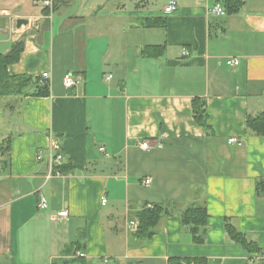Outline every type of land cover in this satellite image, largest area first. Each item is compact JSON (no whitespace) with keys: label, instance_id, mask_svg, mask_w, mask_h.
<instances>
[{"label":"crops","instance_id":"0c3cea01","mask_svg":"<svg viewBox=\"0 0 264 264\" xmlns=\"http://www.w3.org/2000/svg\"><path fill=\"white\" fill-rule=\"evenodd\" d=\"M168 1L55 0L49 14L0 0V54L21 43L8 75L46 77L0 94V264H252L264 253V134L247 129L264 115V0L225 15L211 11L217 0L166 13ZM68 73L81 84L65 86ZM56 144L62 164L50 169ZM155 204L167 211L138 238L136 214ZM190 205L208 215L202 243L181 224Z\"/></svg>","mask_w":264,"mask_h":264},{"label":"trees","instance_id":"16d2710c","mask_svg":"<svg viewBox=\"0 0 264 264\" xmlns=\"http://www.w3.org/2000/svg\"><path fill=\"white\" fill-rule=\"evenodd\" d=\"M225 11V14H233L240 10L243 5V0H217ZM47 12V10H45ZM21 51V43L13 44L11 49L6 54H0V94L8 93H23V89L30 85L31 83H37L38 81H43L42 78H32L25 75L9 76L6 71V66L8 63L16 61L18 59L19 53ZM48 93V85L46 83L42 86H38L33 94L35 95H45ZM193 114L197 123L207 126V113L205 108V102L198 98L193 99ZM247 129L256 133L264 134V115H256L247 118ZM2 145H0V148ZM7 148V146L5 147ZM3 148V149H5ZM54 155L62 154L60 145L56 144L53 147ZM1 151V150H0ZM63 155V154H62ZM62 164V162H61ZM64 164V163H63ZM60 164L57 165V167ZM65 166V165H64ZM62 168H66L62 166ZM264 183V181H258L257 185ZM167 211V207L161 204H155L145 206L137 214V226H136V236L138 238H147L153 233V228L156 226L160 217ZM207 212L203 205H190L180 211L181 224L191 233L192 239L195 243H202L205 239L206 225H207ZM226 230L230 238L234 241L241 243L243 246L249 250L254 249V244L249 241L246 236L237 231L231 224H226ZM74 249V250H73ZM75 248L69 245L65 248L64 253L69 254L74 252ZM52 264H69L68 259L60 262H53ZM171 264H205L204 259H179L174 258L171 260Z\"/></svg>","mask_w":264,"mask_h":264},{"label":"built area","instance_id":"2783aa9c","mask_svg":"<svg viewBox=\"0 0 264 264\" xmlns=\"http://www.w3.org/2000/svg\"><path fill=\"white\" fill-rule=\"evenodd\" d=\"M35 5H37L38 7H40L41 10H47L49 12V14L51 13V11L54 8L55 5V0H33ZM177 7V3L175 0H169L167 2V4L164 6V12L169 13L172 12L176 9ZM211 11L217 15H225V11L222 7V5L220 3H216L213 5V7L211 8ZM50 16V15H49ZM34 28L38 29L39 26L38 24L35 22L34 23ZM184 55L188 54L187 50L183 51ZM226 64L229 65L230 67H235L236 65L239 64V61L236 58H230L228 60H226ZM43 79H46V77H43ZM63 83L65 86L67 87H73V86H78L81 84V78L77 75H72L70 73L65 74L63 77ZM229 142L230 143H239V141L235 138V137H230L229 138ZM158 144V143H157ZM160 145V144H158ZM151 145L149 143V141H145L143 143H141V147L146 149L149 148ZM101 151H103V148H100ZM62 154H52V156L50 157V169H52L53 165H59L62 162ZM0 170H1V166H0ZM145 184H148L150 182V178L147 177L144 179L143 181ZM102 203H105V198H102ZM47 206L46 203V199L43 196H40L39 201H38V207L40 209H44ZM149 207L151 205H148ZM65 214V212H60V215L63 216ZM252 264H264V253L260 254L257 259L256 262L252 263Z\"/></svg>","mask_w":264,"mask_h":264},{"label":"water","instance_id":"95a60500","mask_svg":"<svg viewBox=\"0 0 264 264\" xmlns=\"http://www.w3.org/2000/svg\"><path fill=\"white\" fill-rule=\"evenodd\" d=\"M6 19L4 16H0V28H3L5 26ZM29 20L27 18L18 17L15 19V26L17 28H20L23 25H28Z\"/></svg>","mask_w":264,"mask_h":264}]
</instances>
